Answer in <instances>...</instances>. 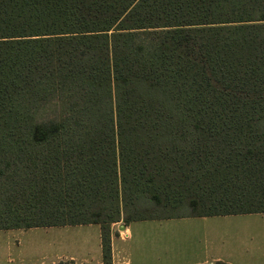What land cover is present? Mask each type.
Instances as JSON below:
<instances>
[{
    "label": "trees",
    "instance_id": "1",
    "mask_svg": "<svg viewBox=\"0 0 264 264\" xmlns=\"http://www.w3.org/2000/svg\"><path fill=\"white\" fill-rule=\"evenodd\" d=\"M249 213L264 0H0V230Z\"/></svg>",
    "mask_w": 264,
    "mask_h": 264
},
{
    "label": "crops",
    "instance_id": "2",
    "mask_svg": "<svg viewBox=\"0 0 264 264\" xmlns=\"http://www.w3.org/2000/svg\"><path fill=\"white\" fill-rule=\"evenodd\" d=\"M168 219H152L132 221L128 224L122 221L111 225V263L112 264H264V213H249L237 215L219 216H196L182 217L185 220L219 219L231 221L225 225L237 239V247L233 249L235 258L228 257L222 260L221 257L212 255L207 257L208 245L199 251H195L191 256L184 259L168 260L169 253L178 250L182 253V246L176 242V235L169 227H161L156 223ZM151 221V222H149ZM211 222V223H212ZM60 227V226H56ZM62 227H76L78 231H90L92 237L82 236L78 240L72 237L70 244L72 249L61 251L57 258L73 261V264H102L100 226L98 224L69 225ZM210 238L215 236V226H211ZM30 229V228H29ZM32 229V228H31ZM90 229V230H89ZM25 230V229H21ZM206 230V229H205ZM221 230V229H220ZM189 233L187 236H191ZM63 244L60 243V246ZM192 244L190 243L189 246ZM17 249V244L14 245ZM186 249V248H185ZM201 249V247H200ZM93 250V251H92ZM94 255H92V253ZM173 259V258H170ZM13 261V260H12ZM70 263V262H69ZM12 264H16L15 261ZM54 264V263H52ZM56 264V263H55ZM71 264V263H70Z\"/></svg>",
    "mask_w": 264,
    "mask_h": 264
},
{
    "label": "rangeland",
    "instance_id": "3",
    "mask_svg": "<svg viewBox=\"0 0 264 264\" xmlns=\"http://www.w3.org/2000/svg\"><path fill=\"white\" fill-rule=\"evenodd\" d=\"M176 213H188L185 210H177ZM151 222V221H149ZM202 220H185L176 218L170 220L158 221L156 224L161 227H169L176 235L182 246V253L175 249L169 253L168 257L173 259H184L191 256L195 251L202 250L204 245H208L207 257L216 255L222 260L228 257L235 258L233 249L237 247V237L231 232L226 222L214 219ZM215 226V236L210 238L212 227ZM76 227H35L30 229H10L0 230V264H73V261L57 258L58 253L72 249L70 239L78 240L82 236L92 237V233L78 231ZM206 229V230H205ZM221 229V230H220ZM90 230V229H89ZM192 233L188 238V234ZM91 241L94 243L93 237ZM60 243L63 244L60 246ZM192 244L189 246V244ZM17 244V249L14 245ZM201 247V249H200ZM186 248V249H185ZM93 251V250H92ZM94 255L93 252H91ZM13 260V261H12ZM70 262V263H69Z\"/></svg>",
    "mask_w": 264,
    "mask_h": 264
}]
</instances>
